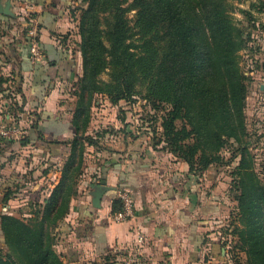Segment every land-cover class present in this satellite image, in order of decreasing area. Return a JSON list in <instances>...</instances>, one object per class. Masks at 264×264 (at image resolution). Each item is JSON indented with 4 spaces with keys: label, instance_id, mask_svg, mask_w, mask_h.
Returning <instances> with one entry per match:
<instances>
[{
    "label": "trees",
    "instance_id": "trees-1",
    "mask_svg": "<svg viewBox=\"0 0 264 264\" xmlns=\"http://www.w3.org/2000/svg\"><path fill=\"white\" fill-rule=\"evenodd\" d=\"M83 2L86 7L81 10L79 26L82 76L74 106L71 153L41 220L25 223L0 213V264H63L49 228H55L56 221L67 213L75 194L66 185V177L81 176L85 147L99 145L94 137L85 135L92 95L104 92L113 102L129 99L142 80H149L145 98L164 111L161 149L185 162L190 172L221 163L218 153L229 140L241 144L235 171V200L243 226L238 245L247 264H264V182L254 171L246 143L242 144L247 78L239 68L237 52L246 40L235 26L226 0ZM131 11L136 12L132 28L127 18ZM135 36L139 44H134ZM158 42L166 43L160 56L154 50ZM106 69L109 81L104 82L98 76ZM120 209L114 198L112 213Z\"/></svg>",
    "mask_w": 264,
    "mask_h": 264
},
{
    "label": "crops",
    "instance_id": "crops-1",
    "mask_svg": "<svg viewBox=\"0 0 264 264\" xmlns=\"http://www.w3.org/2000/svg\"><path fill=\"white\" fill-rule=\"evenodd\" d=\"M73 3L11 0L13 14L19 7L35 14L44 54L38 62L31 59L27 33L19 34L10 24L14 18L0 15V28L7 30L0 34V124L9 120L28 126L24 141L0 138V170L8 173L11 186L22 181L27 171H37L38 164L27 160L37 156L48 167L59 166L51 163L66 161L71 153L75 103L70 90L82 75L79 36L70 16ZM88 130L89 126L85 135ZM126 138L121 136L123 143ZM131 145L114 150L110 158L104 156L101 164L83 163L76 198L58 227L60 240L55 248L63 264H124L128 253L138 248L149 264H200L204 218L216 206L203 204L199 195L197 204L192 192L194 174L185 162L168 152ZM58 170L46 176L57 177ZM101 180L114 191L107 192L96 209L90 185ZM120 187L129 190L135 202L133 216L117 222L112 217V201ZM211 249L218 253L220 246L212 241Z\"/></svg>",
    "mask_w": 264,
    "mask_h": 264
},
{
    "label": "rangeland",
    "instance_id": "rangeland-1",
    "mask_svg": "<svg viewBox=\"0 0 264 264\" xmlns=\"http://www.w3.org/2000/svg\"><path fill=\"white\" fill-rule=\"evenodd\" d=\"M226 6L235 26L242 30L243 37L246 40L245 47L237 52L239 68L247 78L243 109L245 136L242 137V144L246 143L247 154L250 156L249 159L252 161L254 171L260 180L264 182V0H226ZM85 7L86 3L83 0H74L73 7L70 10V16L79 36L78 49L80 53V14ZM14 12H17L11 17L14 18V23L10 24L13 27L16 26L18 33L24 36L28 32L30 20L35 18V14L31 10L22 9L21 7ZM135 14V11L127 14L131 28L135 23ZM6 31L5 28H0V34H5ZM133 40L134 44H139L138 36H135ZM165 48V42L154 43V50L159 56L165 51ZM108 71L106 69L102 72L98 79L104 82L109 81ZM80 77L70 90L73 103H76L80 91ZM148 82L149 80L140 81L135 86L129 99H120L117 102H113L104 92H95L92 95L88 107L90 114L88 135L98 140L99 145L94 149L89 146L85 147V164H101L105 157L110 158L113 156L114 150L121 148L126 150L131 144L143 149L150 148L157 151V153L167 152L161 149L163 142H159L162 134L161 117L164 111L155 109L152 103L145 98ZM99 87L104 90L107 89L100 84ZM164 107L167 108L168 106ZM7 121L8 124L13 123L20 126L23 131L28 127L24 126L23 128L15 121ZM177 125L181 126V123L178 122ZM25 134L24 131L21 141L26 139ZM123 135L127 137L125 139L127 143H123L121 140ZM134 141H136V144H134ZM240 147V143L229 140L218 153L221 163L212 164L205 171L193 173L194 189L192 192L196 195L197 204L199 201H203V204L209 202L210 205L216 206V211L205 215L204 218L207 224L204 228L205 241L202 240L201 244L204 243L202 249L204 253L203 255L201 253L200 264H247L246 255L238 245V232L243 226L239 221V210L235 200L237 194V191H235L237 182L235 171L240 160L238 151ZM92 150H95L98 155H95ZM105 150H108V152H104ZM36 158L34 161L31 159L26 162L38 164L36 166L37 171H27L23 175L22 181L12 184V186L8 183V173L0 170L4 172H0V213L11 215L25 223L35 218L42 219V212L46 203L53 197L55 187L62 180L61 170L65 162L63 159L51 163L60 164L59 166L51 165L48 167L44 165L43 159L37 156ZM177 160L181 159L177 158ZM56 170L60 171L57 177L53 175L49 179L46 176ZM71 176L66 177V180L69 181L66 185L72 186L75 194L70 197L67 213L56 221L55 228H49L54 237L55 251V246L60 240L58 227L64 222L69 213L71 201L76 198L77 194L76 183L78 186L80 180V176L77 178L76 174ZM54 182H56L55 186H53ZM198 195L199 201L197 199ZM115 196L116 192L114 198ZM60 203L61 197L58 204ZM212 241L219 244L218 253L217 251L214 254L212 253ZM2 244L0 241V246ZM56 253L60 256L57 251Z\"/></svg>",
    "mask_w": 264,
    "mask_h": 264
},
{
    "label": "built area",
    "instance_id": "built-area-1",
    "mask_svg": "<svg viewBox=\"0 0 264 264\" xmlns=\"http://www.w3.org/2000/svg\"><path fill=\"white\" fill-rule=\"evenodd\" d=\"M37 19L30 20V25L27 32L28 48L33 62H38L44 56L40 42L38 40ZM23 130L20 126L13 123L0 124V138L4 140H20ZM117 199L121 204V209L113 214V220L120 222L125 221L133 216L134 213V198L131 192L125 188L116 190ZM142 241V237H138V242ZM124 264H149L143 257L139 248L134 253H128ZM163 264H171L164 262Z\"/></svg>",
    "mask_w": 264,
    "mask_h": 264
},
{
    "label": "water",
    "instance_id": "water-1",
    "mask_svg": "<svg viewBox=\"0 0 264 264\" xmlns=\"http://www.w3.org/2000/svg\"><path fill=\"white\" fill-rule=\"evenodd\" d=\"M12 4L11 0H6L4 3L1 2L0 0V15L8 16V17H13L14 14L11 10ZM91 189V203L92 206L96 209H99L101 206V200L104 195H106L107 192L114 191L113 187H110L106 185L105 180H101L97 184H91L90 185Z\"/></svg>",
    "mask_w": 264,
    "mask_h": 264
}]
</instances>
